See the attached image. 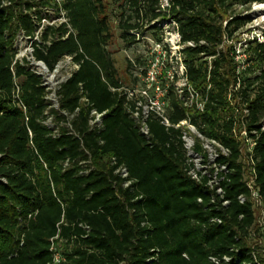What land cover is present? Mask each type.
Masks as SVG:
<instances>
[{
	"label": "trees",
	"instance_id": "16d2710c",
	"mask_svg": "<svg viewBox=\"0 0 264 264\" xmlns=\"http://www.w3.org/2000/svg\"><path fill=\"white\" fill-rule=\"evenodd\" d=\"M111 2L127 44L158 20L173 22L183 45V75L202 109L184 105L169 83L167 117L172 124L188 119L228 149L215 159L227 168L220 185L228 202L222 205L216 195L211 201L206 179L186 174L179 128L150 117L147 139L134 126L107 49L104 0H0V264H45L51 239L62 254L60 264H264L257 247L254 261L249 242L253 228L264 241V221L255 223L258 209L244 182L245 150L233 132L244 128L255 139V181L264 210V41L243 42L242 69L228 43L247 21L234 7L264 0ZM47 6L63 11L65 21L42 25L39 39L32 40L33 57L48 69L63 55L78 65L56 89L57 108L24 59L11 70L17 31L33 38L42 19L39 7ZM91 110L103 113L99 126L90 125Z\"/></svg>",
	"mask_w": 264,
	"mask_h": 264
},
{
	"label": "built area",
	"instance_id": "2783aa9c",
	"mask_svg": "<svg viewBox=\"0 0 264 264\" xmlns=\"http://www.w3.org/2000/svg\"><path fill=\"white\" fill-rule=\"evenodd\" d=\"M6 4V3H5ZM44 19V18H42ZM41 19V20H42ZM65 21V20H64ZM51 24V23H50ZM41 25H39L34 30V39L35 34L40 32ZM260 41H264V36L258 37ZM24 41V47L21 50L20 41ZM29 40V43H25ZM191 44V42H188ZM12 47L15 50L14 60L12 62L11 70H13V63L17 60L22 63V60H25V64L30 70L36 73L41 78V83L46 91V98L50 101L51 106L57 108V96L56 89L59 84L64 81L67 77L70 76L71 72L75 70L78 65L72 61L70 55H63L53 66L52 69H48L46 65L41 61L37 60L32 55V38L30 35L25 34L24 30L19 29L14 37ZM62 59L64 60L65 66H72L73 69L63 78L52 83V77L58 72L59 63ZM239 66H237L238 68ZM49 75V79L46 76ZM183 75V70H182ZM174 86L175 93L177 97L182 100L184 105L190 106L194 104L198 109H202V102L198 100V93L187 83L184 75L183 82L179 85L171 82ZM167 86V85H166ZM158 83L156 77L147 72L145 75V87L138 89L137 92L124 88V93L126 98L129 100L125 102V108L128 112L130 118L133 120L134 126L139 133L144 135L147 139L150 136L149 128L147 121L150 117L156 118L164 126H172L174 128H179V137L182 142V146L185 154V171L186 174L195 181H201L204 177L205 180V189L211 190V201L214 199V195L220 198L222 205H226L228 200L223 198V188L220 185V181L224 178L225 173H227V168L225 164H219L215 162V159L219 154H228V149L222 146L216 139L210 138L202 134L188 119H182L178 122L172 124L169 122L167 117V98L165 95V87ZM151 88V94L149 89ZM13 97L18 98V85L16 81L13 86ZM24 109V106L22 105ZM246 113V109L244 110ZM103 113H97L95 110H91L92 118L89 120L91 126H99L100 117ZM50 121L48 118L47 122ZM261 128H264V120L261 121ZM55 132V131H54ZM235 136L242 141L244 147L243 160L246 162V175L244 176V182L249 191V199L252 202L253 207L258 209V215L256 216L255 212V223L258 225L262 224L264 221V210H262V202L260 195L258 193V187L256 186V173L254 167V159L252 157V148L255 144V139L249 137L244 128L239 132H236L233 129ZM254 132V131H252ZM117 171L120 172L122 176H126V169L122 166H119ZM127 184V183H125ZM240 202L245 201V196L239 194L237 196ZM198 200H200L198 198ZM211 220L220 222L218 218H212ZM256 235L254 228L250 230L249 237ZM254 250L252 251L253 259L256 261V243L252 245ZM49 249L51 251V260L45 264H60L62 260V254L56 247L55 243L51 239ZM214 262L218 263L216 258H211ZM223 259L227 261L229 258L223 256Z\"/></svg>",
	"mask_w": 264,
	"mask_h": 264
},
{
	"label": "rangeland",
	"instance_id": "374dc122",
	"mask_svg": "<svg viewBox=\"0 0 264 264\" xmlns=\"http://www.w3.org/2000/svg\"><path fill=\"white\" fill-rule=\"evenodd\" d=\"M107 4L109 15V25L111 37L107 44V49L111 53L117 75L122 81L123 87L134 90L145 87V75L150 72L156 77L159 84L166 86L172 81L179 85L183 82V64L179 55V50L183 47L179 43V36L174 29L173 22L169 19L158 20L154 23L156 27H148L136 34V40L127 44L119 37V30L116 27L117 10L111 0H104ZM165 3V0H162ZM42 20L41 28L44 24H56L65 20L64 12H56L53 6L39 7ZM234 12H240L246 16L247 21L244 26L237 29L232 39L228 42L233 45V58L238 69L246 66V56L242 53L241 45L247 39L264 36V7H258L255 3L249 8L235 6ZM34 37L32 38V40ZM35 39H39L38 31ZM25 43H29L27 40ZM21 50L24 41H20ZM62 59L59 63L58 72L52 77V83L65 77L72 69V66H65ZM128 62L131 65L127 67ZM144 71V73H143ZM49 79V75L46 76ZM151 88L149 93L151 94ZM258 215V213H257ZM249 242L255 245L260 253H264V241L256 234L249 238Z\"/></svg>",
	"mask_w": 264,
	"mask_h": 264
},
{
	"label": "bare ground",
	"instance_id": "6f19581e",
	"mask_svg": "<svg viewBox=\"0 0 264 264\" xmlns=\"http://www.w3.org/2000/svg\"><path fill=\"white\" fill-rule=\"evenodd\" d=\"M258 7H264V3H255Z\"/></svg>",
	"mask_w": 264,
	"mask_h": 264
}]
</instances>
